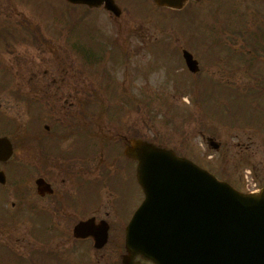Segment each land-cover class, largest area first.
<instances>
[{
    "label": "rangeland",
    "instance_id": "374dc122",
    "mask_svg": "<svg viewBox=\"0 0 264 264\" xmlns=\"http://www.w3.org/2000/svg\"><path fill=\"white\" fill-rule=\"evenodd\" d=\"M146 1L141 6V1L117 0L122 13L114 16L100 8L84 10L83 7H78L80 10L69 7L64 14L65 0H0V36L6 38L0 37V132L9 133L19 147L17 152L21 151L20 147L30 146L33 123L38 120L33 118L37 110L44 115V122H48L50 116L55 118L57 114L54 107L40 104L42 100L37 98V103L33 101L31 94L34 91L29 80L31 71L46 68L47 77L56 75L58 78L48 91L62 92L68 96L76 91L71 84L68 87L67 79L61 76L66 75L64 68L73 72L68 61H80L67 55L66 52L70 50L68 37L72 39L80 36L90 46L88 52L103 48L102 44L110 50L111 58H101L99 63L93 59L83 67L84 82L87 85L92 83L94 89L87 90L85 99L88 96L93 98L94 94L98 98L92 102L95 107L92 104L87 107L86 103V109H90L86 111L94 116V120L101 122V140H110L112 143L106 146H113L112 151L107 150L112 155V165L109 168L101 167L102 196L107 193V189L114 190L119 180L127 178L128 166L120 158L123 136H141L177 148L186 152V157L199 165L219 171L218 166L231 160L228 155L225 159L221 150H212L205 137H211L220 148L221 141H235L231 138L232 131L242 129L239 125L249 121L257 122L260 127L254 124L251 127L260 134L264 133V118L261 114V117H235V106H244L246 115L245 109L252 102L248 101L245 106L242 103L244 97L230 98L228 88L225 91L213 90L217 95L203 90L202 85L197 88L193 86L194 93L185 87H181V91H174L170 84L162 88L166 68L172 69L173 79L181 83L184 79L185 83L191 80L199 84L208 75L218 77L222 76L221 73L229 79V84L233 77L242 84L255 82L252 76L255 72L264 78V0H200L174 11L157 8L151 4V0ZM80 20L83 24L80 35L67 34L66 30H71L69 22L79 23ZM101 36L103 39H100ZM149 36L159 38L150 42ZM141 38L150 39L143 42ZM126 40L131 42L127 45ZM217 40L225 42L224 57L215 60L220 64H210L207 53L211 49L208 42L216 43ZM155 42L161 46L153 48ZM182 45L198 59L200 75L191 76L188 73L181 51L177 54L179 70L177 67L174 70L175 60L164 57L155 59L153 56L168 54L166 47L180 48ZM119 46L127 50L133 48L128 58L117 53ZM83 49L86 50L85 47ZM74 66L77 67V64ZM150 67L153 69L147 73ZM145 73L146 77H143ZM228 87L230 91L233 90V87ZM183 92L192 94L191 103H181L179 94ZM186 99L184 96L183 100ZM75 104L77 100L69 108ZM64 117L66 127L78 121L76 115L64 112ZM260 118L262 121H259ZM85 142H88L87 150L94 149L96 141L90 140L86 134ZM232 147L236 150L234 145ZM255 149L257 146L251 150ZM107 151L102 154V163L109 162L108 157L103 162ZM248 155L249 159L243 157L239 163V173L250 165H254L259 172L256 158L264 157L262 149L257 150V155ZM130 167L134 171L135 164H130ZM62 169V164H57L54 171L59 182ZM140 200V190L133 183V193L127 205L135 208ZM77 219L78 216H69L66 225Z\"/></svg>",
    "mask_w": 264,
    "mask_h": 264
},
{
    "label": "flooded vegetation",
    "instance_id": "af4514ba",
    "mask_svg": "<svg viewBox=\"0 0 264 264\" xmlns=\"http://www.w3.org/2000/svg\"><path fill=\"white\" fill-rule=\"evenodd\" d=\"M129 42L126 40L127 45ZM73 43L72 52L68 48L70 52L66 53L80 61H68L73 72L64 68L66 75L61 77L76 93L66 96L50 92L57 76L47 77L46 68L31 71L33 101L37 103L38 98L42 100L40 104L56 107L57 114L42 125L36 122L30 133V146L20 147V152L10 137L13 155L6 162L0 161V264H123L125 229L132 212V206L127 205L132 196V180L127 175L125 181L116 184L112 191L107 189L102 196L100 144L95 143L94 151L87 153L85 142V79L81 67L85 50ZM75 100L79 106V130L76 123L64 126L65 117L60 113L64 109L57 107H69ZM61 151L62 156L55 154ZM57 164L63 168L60 182L54 172ZM24 168L29 171L23 188L18 177ZM39 178L50 184L53 193H41L44 184L39 191ZM69 216L79 219L67 226ZM87 219L90 227L75 228ZM134 260L138 264H154L139 256Z\"/></svg>",
    "mask_w": 264,
    "mask_h": 264
},
{
    "label": "water",
    "instance_id": "95a60500",
    "mask_svg": "<svg viewBox=\"0 0 264 264\" xmlns=\"http://www.w3.org/2000/svg\"><path fill=\"white\" fill-rule=\"evenodd\" d=\"M98 5L101 0H69ZM181 8L187 0H154ZM107 8L119 10L109 0ZM191 70L195 60L184 51ZM0 137V160L11 155ZM124 153L137 161L144 198L127 227V246L157 264H264V187L241 193L172 149L130 138Z\"/></svg>",
    "mask_w": 264,
    "mask_h": 264
}]
</instances>
